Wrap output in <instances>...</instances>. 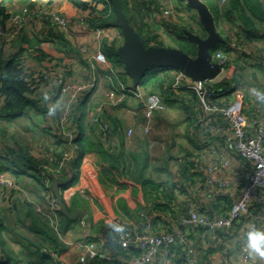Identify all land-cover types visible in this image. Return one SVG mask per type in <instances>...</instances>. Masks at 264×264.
Returning <instances> with one entry per match:
<instances>
[{
	"label": "crops",
	"instance_id": "1",
	"mask_svg": "<svg viewBox=\"0 0 264 264\" xmlns=\"http://www.w3.org/2000/svg\"><path fill=\"white\" fill-rule=\"evenodd\" d=\"M24 1L27 2V0ZM125 1L128 14L131 16L134 25L142 31L141 34L143 33L144 37L150 29L146 23L147 17L143 13L144 7L149 9L154 4V8L147 11V14L149 17L154 16L156 18L158 11H162L161 5L165 10L172 5L170 0ZM204 1L215 14V17L217 16V29L222 36L226 40H229L230 36H235L239 44L238 53L233 55L237 58L233 73L237 78L240 77L239 83L237 82L238 84L233 91L221 94L219 103L242 95L244 111L249 123L248 132L252 134L255 130L252 119L259 116L261 103L251 94L250 89L252 87L263 88L264 86L262 73L264 71V0H259L261 16L254 14L244 1L227 0L220 8H218L217 3L219 0ZM177 2V7L182 6L181 9H186L196 21H200L194 8H189V4L184 0ZM15 3H19L18 11L23 0H13L10 6H15ZM138 5L141 6L142 10L138 8ZM176 6L171 7L172 11L169 14L163 12L164 15L173 18L175 13H179ZM95 7L101 10L104 4L97 3ZM85 12L89 18V11ZM94 14L96 15L95 20L103 15L97 10ZM45 24L47 25L46 22H44V26H46ZM36 25L37 18L30 15L28 23L24 25L22 31V34H26L27 40L21 46L27 49L44 50L56 57L64 55L62 50L65 47L56 46V48L54 45L58 41L55 35L54 38H51V36L41 33L46 32L49 26L47 25L41 30L39 28L38 31ZM50 26L54 32L58 30L52 25ZM102 27L105 32L101 39L107 43L117 41L119 46L122 42L120 29L112 23ZM5 29H9L8 21L5 24ZM71 31L76 37L89 36L87 31L72 26V29L66 32L69 40L73 35L70 34ZM152 35L155 38L150 40V44H154L155 39L156 42H159L157 41V32H152ZM99 42L96 45V50L102 51ZM72 43V50L76 52L74 51L77 48L76 44L73 43V45ZM78 43L82 47L86 46V43L81 44L80 41ZM161 45L163 44L161 43ZM9 46L8 43L7 48L10 50L11 47L9 48ZM81 49L80 53L87 59ZM87 61L85 62L87 69L84 67V74H87L88 79H93V75L96 74L97 76L98 72L103 73L100 70H95V73ZM94 61L96 60L94 59ZM113 64L122 71V64L120 66L116 62L108 60L107 66L109 68H112ZM91 65L94 66V64ZM60 71L64 75L73 77V79L77 78L70 68H60ZM121 73L124 79L130 82V76L125 72V69ZM165 73L170 74L173 78L176 71L175 68L169 67L154 70V85L161 82ZM109 78L112 79V77ZM90 80L91 91L89 92L92 94L85 103V112L82 118L83 129L80 132L81 138L87 139L88 142L82 146V151H79L77 157L73 151L72 159L67 162L66 172L68 176L66 178L68 179L74 170L77 174L72 173L75 182L61 192L65 204L70 210L77 207L84 213L76 218H69L65 214L57 213V228L53 227L48 204L41 208L40 204L36 203V200L41 201L40 199L48 203V197L41 189L32 170L33 164L41 160L43 155L49 153V155L59 156L65 148L60 134L58 137L55 132L58 129L57 117L48 112L52 100L48 103L45 102L48 105L46 107L42 101L43 99L48 101V99L45 97L42 99V96L40 97L42 101L37 107L26 106L19 113L9 114L5 112L0 114L1 122L6 123L5 128H0V137L5 140L1 145L8 150V154H4L0 159V175L12 176L22 187L19 191L7 190L5 193L1 192L2 189H0L2 199L6 200L3 209L0 211V264H104L101 260L91 258L86 254L87 244L93 241L97 250H103L117 256L116 260L111 263L107 262V264H125L133 259L139 250L134 247H130L131 250L128 248L129 251L117 249L113 244L115 233L109 225V221L121 220L132 230H139L143 210L152 218L155 231L172 230L179 227L180 220L188 216L190 208H195L209 217L225 214L232 202L241 193L248 175L250 162L237 153L229 124L221 114H215L213 126L203 128L204 121L201 113L195 114L194 119L183 124L185 118L190 120L188 116L190 113L179 114L178 111V114L172 118L167 113L170 108L172 110L177 105L183 106L179 101V89L173 90L171 93L175 97L179 96L177 100H174L170 97V99L166 98L162 88L151 90L152 84L147 83L148 85L142 89L163 95V100L168 104L167 112L156 111L154 113L150 120L151 128L148 132H144L140 122L136 123L135 116H129L126 118L129 121L128 125L134 126V131L132 130L130 135L125 130L129 126L122 129L117 125L116 128L112 126L109 135L103 137L99 128H93L94 126L90 124V118L94 112L93 105L99 100L109 104L112 98H116L120 94L116 86L112 89L111 82L107 84L108 80L105 82L104 88L98 93H94L97 81L96 78L94 83ZM112 93L116 95L111 98ZM54 98V101L59 105L56 112H59L61 110L59 109L61 106L59 95L57 94ZM90 98L94 104L88 102ZM123 102L124 100L115 106L112 115H115V110L118 112L117 109L123 105ZM105 108L103 116L109 120L105 115ZM86 119L87 121H85ZM177 122L182 123V129L178 130L179 124L177 125ZM216 125H219V130L216 129ZM17 129L31 136L26 140V145L18 146L20 151L13 150L14 147L10 146L13 141L8 135ZM215 172L223 177H232L235 183L225 188L217 187L209 182V175ZM56 177L54 174L51 187L53 195L62 201L59 179H63V177L61 176L59 179ZM29 181L33 182L30 187L27 185ZM54 186L57 188V193ZM23 192L24 194L27 193V198L19 199L21 195H24L21 194ZM32 192L37 196L36 200L30 198L29 195ZM33 201L36 205L33 204ZM19 205H24L26 208L31 205L33 209L16 210V206L19 207ZM12 209L19 213V217H22L21 222L25 226L22 235L17 236L16 234L14 238L8 236V227L3 224L6 218L9 219ZM33 211L49 220V225L53 227V231L49 230L46 233L41 227V221L40 223L32 222L27 213H33ZM257 216H259L258 219H256ZM254 221H257L256 227L264 229V189L260 190L249 201L247 214L241 215L229 227L218 228L214 232L203 226H187L185 230L195 249L197 264H235L239 262V244L243 238L246 239L245 233L251 228ZM172 252L169 264H178V262L181 264L180 259L182 262L183 253L179 243L174 244ZM81 255L85 256L83 260H80ZM152 264H157V260L155 259ZM182 264L185 263L182 262ZM241 264H264V257H260L249 250L248 260Z\"/></svg>",
	"mask_w": 264,
	"mask_h": 264
},
{
	"label": "built area",
	"instance_id": "2",
	"mask_svg": "<svg viewBox=\"0 0 264 264\" xmlns=\"http://www.w3.org/2000/svg\"><path fill=\"white\" fill-rule=\"evenodd\" d=\"M227 0H219L218 8L222 7ZM11 9L9 12L11 13ZM172 8L164 10L165 14H169ZM40 13L42 17H40ZM47 17L43 12H37L34 8L22 5L17 12H14L9 19V35L13 36L22 29L24 25L28 23L30 15L37 18V25L41 28L44 25L45 19L49 24L59 29L61 32L69 31L72 26L81 28L89 33V36L94 42H98L104 35L105 29L102 26L92 25V21L86 17L85 12L80 11L75 19L70 20L64 16L60 10L56 7L47 10ZM84 14V15H83ZM81 22L82 26H77V23ZM9 38V37H8ZM228 53L223 51H217L213 58L221 66L222 74L224 72L223 65L230 55L237 54L239 51V44L235 36H230L228 42ZM81 51L89 57V62L92 58L100 63H108L106 55L99 49L95 51V54H90V49L85 46ZM229 55V56H228ZM108 65V64H107ZM41 75L42 84L40 95L50 98L52 103H56L55 96L58 94L63 97L61 101V109L59 112H55V116L58 119V125L61 132L66 137V148L60 156L50 155V161L42 164L44 170L54 171L53 173H59L63 168L67 166V162L73 156V143L76 133L74 126H71L70 112L71 108L81 95L83 90H86L89 84L87 82H70L65 78L66 76L58 70L57 67H48L41 71H35L33 74ZM212 81H195L192 80L184 71L179 70L175 74V80L173 87L176 89H193L198 93L200 105L202 108L201 115L203 116L204 125L213 126L215 114H221L229 124L230 131L232 132V138L235 143V149L237 153L250 162V168L246 177L245 183L242 187L239 196L232 202L230 208L225 214H221L215 217H209L202 214L195 208L188 210V216L182 218L179 222V227L172 230H160L155 231L153 229V221L150 215L146 212H141L142 223L139 230H132L128 225L124 224L121 220H113L114 222L122 223L125 225V230L115 233V245H119L122 248L134 247L139 250V253L129 260L125 264H152L156 259L157 264H169L174 244L179 243L183 250V262L185 264H197L195 258V249L190 241L189 235L185 228L187 226H203L210 231H216L218 228H226L232 225V223L243 214H247L249 209V201L258 193L264 189V103H261V111L258 117L252 119L255 125V130L251 134L248 132V119L244 111V101L242 95H237L229 102L218 103L210 99L209 86ZM264 89V86L263 88ZM119 96L112 98L109 104L117 106L125 96H142L140 87L131 89L125 87L123 84L118 88ZM148 104L144 105V114L150 117L152 111L162 110L166 104L163 98L157 94H149ZM107 102H100L94 108V112L90 118V124L99 128L103 137L109 135L110 123L104 118V108L107 106ZM133 112V111H132ZM216 129L219 130V125H216ZM146 131H149V126L145 127ZM132 129L127 130V134L130 135ZM41 181L45 187L48 188L46 192L50 204V213L55 216L54 227L57 228V210L60 208V204L57 198L50 192V180L44 175L41 177ZM209 182L213 183L219 188H225L235 183L232 177H223L218 173L209 175ZM0 189H6V191L16 190L21 188L16 180L7 174L0 175ZM259 216L256 217L258 219ZM254 221L251 224L256 226ZM87 256L91 258H97L98 260H106L113 262L117 259V256L113 253H107L106 251H99L95 247V242H89L86 248ZM239 262L235 264H241L247 261L249 258V249L246 244V239H242L239 244ZM85 258L84 255L80 256V260Z\"/></svg>",
	"mask_w": 264,
	"mask_h": 264
},
{
	"label": "trees",
	"instance_id": "3",
	"mask_svg": "<svg viewBox=\"0 0 264 264\" xmlns=\"http://www.w3.org/2000/svg\"><path fill=\"white\" fill-rule=\"evenodd\" d=\"M13 0H0V114L1 113H19L23 108L26 106H33L37 107L40 105V101L44 97L40 95L41 91V84H42V78L40 73L38 74H33V72L41 71L42 69L48 68V67H57L58 70L60 68H66L64 65H61L59 61L53 56L47 53L44 50H37V49H27L21 44L27 40L26 34H22L23 27L20 31H18L17 34H14L13 36L9 35V31L5 29V24L9 19H11V16L14 12H17V8L15 6H10ZM29 3L27 6L33 7L35 11L37 12H43L44 16L47 17V10L50 8L56 7L60 10V12L66 16L68 19L73 20L75 17L78 15L80 11H89V20L92 21V25L95 26H100V25H111V21L114 18V11L111 6V3L107 0H27ZM122 6L123 11L127 9V3L125 0H119ZM238 1V0H237ZM239 1H244L247 7L256 15L261 16L262 12L260 10V3L259 0H239ZM97 3H103L104 7L100 10L95 7V4ZM22 6V5H21ZM189 8L192 9L190 5H188ZM9 9H11V13L9 12ZM16 9V10H15ZM98 11L100 14H103L100 18L97 17V21L95 20L96 15L94 14L95 11ZM212 12V11H211ZM130 24L132 26L133 23L131 22V16L128 14L127 10L125 12ZM215 22H216V27H218V18L217 16L215 17V14L212 12ZM129 15V16H128ZM40 17H42L40 13ZM130 17V19H129ZM46 20V19H45ZM94 20V21H93ZM97 23V24H96ZM46 25V24H45ZM48 25V24H47ZM50 25V24H49ZM40 27V26H39ZM38 25H36L37 30L39 31ZM188 27V26H186ZM35 28V27H34ZM45 26L43 25L41 29H44ZM136 29V28H135ZM187 29V28H186ZM6 30V31H5ZM59 30V29H58ZM119 30V29H118ZM137 30V29H136ZM60 31V30H59ZM138 31V30H137ZM192 31V30H191ZM139 32V31H138ZM179 36L182 38H177L175 41L179 42L177 45L174 47H178L188 54L195 56L196 55V49L197 45L194 41H192L190 38L184 35L183 29L182 31L177 32ZM141 35V34H140ZM206 35L205 31L202 36ZM142 36V35H141ZM9 37V38H8ZM18 37V39H17ZM224 37V36H223ZM143 38V37H142ZM147 39H143L146 45L150 44V40L152 38H155L154 35L151 37H146ZM225 38V37H224ZM179 39V40H178ZM9 40V41H8ZM226 40V38H225ZM155 43L154 45H161V43L156 42V39L154 40ZM228 42L229 40L227 39L225 43H218L216 46L211 48V54L215 55V53L219 50L223 51L224 53H228L229 48H228ZM9 43V50L7 48ZM118 42L112 41L111 43H107L105 40L102 42L101 49L103 53L106 55V58L112 62H116L118 64L119 61L117 60V55H116V48L118 46ZM179 44V45H178ZM166 46V45H165ZM229 56V55H228ZM236 57L233 55H230L228 59L226 60L225 64L223 65L224 67V76L225 78L223 80H219L217 82L212 81L211 85L208 87L210 91V99L218 102L219 103V97L223 93H229L230 91H233L237 84L239 83V78L233 73L235 72V64H236ZM84 62V61H82ZM86 65V64H85ZM89 69H91L89 67ZM168 69V68H167ZM175 71H179V69H175ZM163 79L161 82H158L154 85V72H151V74L147 77H144V79H140L142 81L139 84H143V86H147L148 84H152V89H160L162 88V92L165 96L168 98L171 97V93L173 90H177L176 88L173 87V83L175 80V76H172L168 73H165L163 75ZM210 81V80H207ZM238 82V83H237ZM127 85H129V82L126 81ZM148 83V84H147ZM131 89H134L137 87L135 86H129ZM142 87V86H141ZM179 97L181 103L183 104L184 108L186 111H188L190 114L195 115L198 113L202 112L201 105L196 107L195 102L198 100V93L193 90V89H179ZM149 92V91H148ZM151 92V91H150ZM154 93V91L152 92ZM158 93V92H156ZM90 92L87 90H83L81 92L80 97L78 98V101L74 103V105L71 108V111L74 110L75 112V118H74V130L76 133L74 140H72V143L74 145L73 151L76 153V157L79 153V151H82V146L86 145L88 142L87 139L81 138V131L83 129V114L85 112V103L87 101V98L90 96ZM161 95V94H160ZM163 95H161L162 97ZM42 97V99L40 98ZM44 101L43 99V105L46 107L48 106L46 103L50 102L49 98ZM232 100V99H231ZM229 100V101H231ZM226 101V102H229ZM221 102V101H220ZM115 106L112 104H108L105 108V115L109 118H105L110 124V126H113V123L116 121L115 117L112 115V111L114 110ZM110 115V116H109ZM70 117H71V112H70ZM118 117V116H117ZM115 120L114 122H112ZM91 126H93L91 124ZM95 127V126H94ZM59 155V154H58ZM4 156V155H3ZM60 156V155H59ZM73 157V156H72ZM72 159V158H71ZM70 159V160H71ZM36 165H39L42 167V160H39L35 162ZM73 165V163H72ZM250 168V167H249ZM34 175L37 178L39 182H41L42 189L45 190V193L47 195L48 188H45L43 182L41 181V177H44L43 174L41 173H36L35 170ZM54 171H48L45 169V175L49 178L50 180V186L49 190L50 192L53 193L52 187H51V182L52 178L54 177V174H56V178H60L61 176L63 179H59L60 181V196L62 201L65 203V200L62 197V191L68 187L70 184L74 183L75 180L72 177V173L75 175L77 172L74 170L71 173V176L67 179L66 177L67 172H66V167L63 168L59 173ZM60 177H58L59 175ZM66 178V179H64ZM145 186V184H144ZM50 207V205H48ZM57 213L60 215H63L62 211L60 208L57 210ZM28 216H30L31 221H35L40 223L41 221V227L44 229L46 233L49 232V230L53 231V227H51L49 224V220H46L44 217L41 215L37 214L36 212L33 211V213H27ZM1 218V216H0ZM45 219V220H44ZM1 220V219H0ZM1 225V224H0ZM43 231V232H44ZM115 245V244H114ZM116 248L118 249H125L129 251L131 248H122L119 245H115ZM43 253V251H42ZM183 253V250H182ZM102 263L107 264L108 261L106 260H101ZM182 262H183V256H182ZM181 259L180 263L182 264ZM111 263V262H108ZM184 263V262H183ZM179 264V262H178Z\"/></svg>",
	"mask_w": 264,
	"mask_h": 264
},
{
	"label": "rangeland",
	"instance_id": "4",
	"mask_svg": "<svg viewBox=\"0 0 264 264\" xmlns=\"http://www.w3.org/2000/svg\"><path fill=\"white\" fill-rule=\"evenodd\" d=\"M177 1L178 0H175V1L174 0H170V2L172 3L171 7L176 6L178 4ZM184 1L186 2V0H184ZM27 2H25L23 0V4H20V5H25V4H27ZM15 4H16L15 7L18 9L19 8V3H15ZM156 5H158V4L156 3ZM167 5H168V3H167ZM161 6H160V8H161L162 11H160V10L158 11V13L156 14V18H154V16L153 17H149V15L147 14V11H149L152 8H154V4H152V7L149 8V9H147L146 7H144L143 13L147 17L146 23H147V25L150 28L148 30V32H146V34H145L146 36L145 37H144L143 33L141 34L142 31L137 26L134 25L133 20L131 19V22L133 23L134 27L139 31V33L142 35V37H143L144 40L147 39L146 37L149 38L152 35V32L153 33L154 32H157V35H156L158 37L157 38V41H159L160 43H162L163 45H166V46H175V45H177V43H179L178 41L176 42L175 40L177 38H182L181 36L178 35L177 32L182 31V29L187 28L189 30H192L194 33H197V34H199L201 36L203 35V33H204L205 30L203 29L202 25L200 24L201 22L200 21H196L194 19V17L190 15V12L187 11L186 9H181L182 6H179V7L176 6L177 7V10H179L178 11L179 13H175V16L173 17L174 19L171 18V17H166V15H164V13H163L164 10H165V8H163V6L162 7ZM138 8L140 10H142V8H141L140 5H138ZM126 10H125V12H126ZM85 14H86V12H85ZM86 17H88V14H86ZM129 19H130V17H129ZM45 22L49 26L48 27V30L46 32L44 31V32H41V33H45V34H47L46 36H51V38H54V35H55V38H58L57 43L54 44L55 47L56 46L57 47H59V46L65 47V49L62 50L63 53H64V55H61L60 57H56L54 55L53 56L58 61H60L59 63H61V65H64L66 68H70V70L73 72V74H75L76 77H77V78L73 79V77H69V76L65 75L66 76L65 78L67 79V81L74 82V83H76V82H80V83L81 82H87V83H89V80L91 78L88 79L87 74H84L85 68L87 69V67L85 65L86 64L85 62L87 61V59L89 57H86L87 59H85L83 57L82 53H80V49H81L82 45H80L78 43V41H80L81 44L82 43H86L85 45L90 48L91 54H95L96 45L98 44L99 40H98V42H94L93 39L90 36H88V35L87 36H78V37H76V35L73 33V31L70 32V34H73V35H71V40H69V38L66 36V32H68V31L61 32V31L56 30L54 32V30L51 29L52 27L49 25V22H48L47 19L45 20ZM77 26H82L81 22H78L77 23ZM186 26H188V27H186ZM53 33H56V34H53ZM71 42H73V43L76 44V47L77 48L74 49V51H76V52H73ZM102 42H103V39H101V41L99 42L101 44V46H102ZM82 61H84V62H82ZM88 63H90V66L93 69V71L100 70V71L103 72L102 74H100L98 72L97 73V76H96V74H94L93 77H92L93 79H91L93 81V83H94L95 78H96V81H97V83H96V85L94 87L95 88L94 93H98L102 88H104L105 87V82L107 80H108L107 81V84H109L110 82L112 83V89H113L114 86H116V88L118 89L122 84L125 87L134 86L133 83H132L131 77H130L129 85L126 84V80L121 75L122 74L121 72L122 71L124 72V68H123V66L121 64H120V66H122V69H121L122 71H120V69L118 70V68L114 64H113V67L112 68H109L107 66L108 63H103L102 64L100 62L94 61L93 58H92V61L91 62H88ZM91 64H94V66H92ZM96 64H98V66H96ZM152 69L153 70H157L159 68L157 66H151L149 68V70L146 72V74H145L144 77L149 76L151 74ZM95 73H96V71H95ZM262 73H263V76H264V71H262ZM104 74H106V75H104ZM109 77H112V79H110ZM144 77L141 78V79H144ZM224 78H225V76H224V72H223L221 75H218L217 77H215L213 79V81L214 82H217L219 80H223ZM141 82L142 81H140V83ZM141 86L144 87L143 84H141ZM142 87H141V91H142V94L143 95L140 96V100H139V97L136 96V95H134V96H129V95L127 96L126 95L125 98L123 99L124 100V102L122 103L123 105H121V107L117 109L118 112H116V110L114 111L115 112V115H113V116L114 117L116 116L115 117V120L116 121L115 120L112 121V122L115 121L113 123V127L116 128V126L118 125L119 127H121L123 129L126 126H129L128 125L129 121L126 118H128L129 116H135V119L134 120H136V123H139L140 122L142 124V129L144 130V132H148V131L145 130V127L146 126H149V130H150V128H151L150 120H151L152 116L154 115V113L156 111H166L167 112L168 104L165 103L166 106L162 110H156V111L153 110L152 113L150 114V117H148L146 114H144V112H143L144 105L145 104H148V101H149L148 95L155 93V94H157L159 96L160 94L159 93H156V92L152 93L151 90H154V89L145 90V89H142ZM86 90H87V92L88 91H91L89 86H88V88ZM115 95L116 94L112 93L111 98L114 97ZM62 98L63 97H60L59 96V100H61ZM166 98H167V96H166ZM170 98H172L174 100H177L178 99L177 97L173 96V94H171V97ZM100 101H103V100H99L98 102H100ZM179 101H180V99H179ZM88 102L90 104H94L93 103V100L91 98L89 99ZM194 102H195V106L197 107L199 105V103H200L199 98H198V100H196ZM97 103H95L93 105V109L95 108V106H96ZM182 107L180 105H177L176 107L173 108L174 110L173 109L170 110L171 109L170 108L167 113H168V115L171 118L173 116H175L176 114H178L177 113L178 111H179V114H184L183 112H185V114L186 113L188 114L189 112L186 111L185 108H182ZM75 116H76L75 115V112H74V110H72L71 111V117H70L71 126L74 125V118H75ZM188 116H189V119L190 120H188L187 118H185L186 120L182 122L183 124H187L192 119H194V115L188 114ZM3 117H5V116H3ZM85 121H87V119ZM182 123L179 124L177 122V125L179 124L178 130L182 129ZM1 124H2V126L0 128H5L6 127V123L5 122L2 123L1 120H0V125ZM57 128L58 129L55 132H56V134H58V137H59V134H60L61 140L64 143L65 148H66V146H67L66 145V137H65L64 133L61 132V130L59 129L58 119H57ZM93 128H96V126L93 127ZM129 128L134 131V126H132V125H130L129 127H127L125 130L127 131ZM111 130H112V127L110 126V131ZM110 131H109V133H110ZM8 135H10L9 138L13 141V144L10 145V146H13L14 147L13 150H19L20 149L18 147L19 145H22V146L26 145V140H28L31 137L30 134H24L20 129L14 130V132L8 133ZM4 141L5 140H3L0 137V159L3 157L4 154H8V150L5 147H3V145H1V144H3L2 142H4ZM64 149H63V151H64ZM62 152H61V154H62ZM14 153H15V151H14ZM49 156H50L49 153L46 154V155H43V158L41 159L42 160V164H44L45 162L48 163L50 161V157ZM29 170L31 171V168H29ZM32 170H35L36 173H41V174L45 175V170L43 168H41L39 165H35V163L33 164ZM39 183H40V187L42 189V186H41L42 183L41 182H39ZM32 184H33L32 181L27 182V185L29 187ZM18 185L20 186V184H18ZM22 185H25V184L22 183ZM20 188H22V187L20 186ZM1 192H4L5 193L6 192V189H2ZM44 192H45V190H44ZM21 194H24V192L21 193ZM29 196H30V198L32 200H36V198H37V196L34 195L33 192ZM0 197H1L0 198V207H2V208H0V211H1L3 209V207H4V202L6 200L2 199V195L1 194H0ZM24 197L27 198V193H25L24 195H21V198H19V199H24ZM40 200L41 201H37L36 200V203L40 204V207L41 208L44 207V206H47V204L50 205L48 198H47L48 203L47 202H43V199H40ZM33 202H34L33 204H35V201H33ZM30 208L33 209L31 207V205L29 206V208H26V206H24V205H19V207L16 206L15 209L16 210H22L23 211V210H26V209L28 210ZM49 210H50V207H49ZM11 211L12 212L9 214L10 217H8L9 219L6 218L3 224L4 225H7V227H8V229H7L8 236H10V238L11 237L14 238V235H16V234H17V236L22 235V233H23L22 230H25V228H24L25 226L21 222V218L22 217L21 218L19 217V213H16V211H13V209ZM142 212L146 213V211H143V210H142ZM51 220H52V223L55 224V216L53 214H51Z\"/></svg>",
	"mask_w": 264,
	"mask_h": 264
},
{
	"label": "water",
	"instance_id": "5",
	"mask_svg": "<svg viewBox=\"0 0 264 264\" xmlns=\"http://www.w3.org/2000/svg\"><path fill=\"white\" fill-rule=\"evenodd\" d=\"M114 11L112 25L121 32L122 42L116 48L117 60L123 65L125 72L131 77L133 85H137L151 66L169 67L184 71L192 80H212L221 72V66L213 58L211 48L226 40L216 27L215 18L204 0H186L194 8L206 35L201 36L189 29L184 35L197 45L196 55L192 56L184 50L165 45H146L140 33L132 26L122 9L119 0H107ZM57 193V188L54 186ZM60 210L69 218H76L84 212L74 207L72 210L57 197Z\"/></svg>",
	"mask_w": 264,
	"mask_h": 264
},
{
	"label": "clouds",
	"instance_id": "6",
	"mask_svg": "<svg viewBox=\"0 0 264 264\" xmlns=\"http://www.w3.org/2000/svg\"><path fill=\"white\" fill-rule=\"evenodd\" d=\"M151 72H154V70L152 69ZM219 75L221 74L219 73ZM210 81H213V79ZM138 84L137 86L141 88V86ZM250 91L257 101H259L260 103H264V89L259 87H252ZM45 98L47 99V97ZM58 107L59 105L57 103L50 104V106L48 107L49 114L50 115L55 114ZM108 223L111 226V228L116 232H122L125 230V225L122 223H118L114 221H109ZM245 238H246L247 247L250 250V252H254L258 256L264 257V229L258 228L255 225H253L251 228H249L246 231Z\"/></svg>",
	"mask_w": 264,
	"mask_h": 264
}]
</instances>
